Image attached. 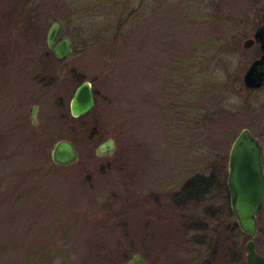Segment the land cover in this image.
<instances>
[{
  "label": "rangeland",
  "instance_id": "obj_1",
  "mask_svg": "<svg viewBox=\"0 0 264 264\" xmlns=\"http://www.w3.org/2000/svg\"><path fill=\"white\" fill-rule=\"evenodd\" d=\"M115 1L124 0H0V264H126L136 253L148 264H233L230 246L247 264L250 236L227 222L202 254L214 233L189 230L180 217L201 207L173 196L216 155L227 181L243 128L259 139L264 164V86L243 84L258 50L241 46L264 0H131L121 30L126 5ZM54 21L72 40L62 62L46 44ZM115 35L116 46L107 43ZM83 81L95 106L76 119L69 103ZM109 138L113 153L98 156ZM60 139L75 144L74 164L52 162ZM253 241L264 255V202Z\"/></svg>",
  "mask_w": 264,
  "mask_h": 264
},
{
  "label": "water",
  "instance_id": "obj_2",
  "mask_svg": "<svg viewBox=\"0 0 264 264\" xmlns=\"http://www.w3.org/2000/svg\"><path fill=\"white\" fill-rule=\"evenodd\" d=\"M60 24L54 21L48 29L46 44L48 49L58 59L68 57L73 49L70 38L59 36ZM262 35L258 33L255 38ZM252 43L244 41V47ZM264 47V43H263ZM244 85L257 89L264 84V55L255 60L247 68L243 76ZM95 106V97L90 81H83L75 90L70 103V113L73 117L88 114ZM38 105H33L31 112L32 124L37 123ZM115 148L114 140L109 138L96 148L98 156L112 154ZM262 145L259 139L248 128H243L233 140L227 164V187L230 196V206L236 218L239 229L250 236L245 243V259L247 264H264V256L256 252L253 241L257 233V215L264 202V164L262 160ZM79 158L75 144L68 139H60L51 148V159L56 165L74 164ZM127 264H148L146 259L136 253Z\"/></svg>",
  "mask_w": 264,
  "mask_h": 264
},
{
  "label": "trees",
  "instance_id": "obj_3",
  "mask_svg": "<svg viewBox=\"0 0 264 264\" xmlns=\"http://www.w3.org/2000/svg\"><path fill=\"white\" fill-rule=\"evenodd\" d=\"M77 1L83 2L84 0H77ZM115 2L117 4H121V7H123L122 5H126L125 7L126 16H124L123 13L121 12L116 18V23L120 26L119 29L121 30V28L127 25L128 21L132 17L133 14L132 12L134 11L133 10L134 8L131 11H129L127 7L130 4L131 0H124L123 2L121 1H115ZM77 9L78 10L76 11V13L80 15L82 13V10H80V8ZM79 34L80 32L77 34V38L79 37ZM119 34L120 31L118 30L116 35ZM116 35L113 36L114 40L113 39L111 41H108V39L105 40L107 41V43L111 42L110 44L116 46L118 41H120L119 40L120 37H116ZM216 156L210 158L206 165L200 167L198 170L196 169L191 175L186 177L178 192H176L173 196V202L176 206L183 208L190 207L194 209L195 208L199 209L201 207L202 212H200V214L192 213L190 216L183 215L180 217V219L182 223H184L185 219L187 220V224H189L188 226L189 230L213 231L214 238L213 239L211 238L209 242H206L205 244L206 250H204L205 252L202 251V254L209 253V247L215 242V238H216L215 236L217 234V230H221L220 228H222L226 222L230 225V228H232V230H237L239 235H243L244 237L248 236L239 229L237 222L235 220L231 221V219L234 218L235 216L230 206V196L227 187V181L225 178H222L220 174H217V171L215 170L216 164H218V162L220 161V160L218 161V158H216ZM222 160L223 162H225L226 156L225 157L223 156ZM222 193H224L225 195L224 207L225 206L226 207L223 209L220 208V210H216L214 208V205L217 202L216 197L218 194H222ZM200 245L203 244H201L200 242ZM133 251L134 250H129L128 253H132ZM226 253L230 259V262H232L233 264L240 263V259L237 261L235 260V254L241 253V249L239 247L234 248L233 246H230L227 248Z\"/></svg>",
  "mask_w": 264,
  "mask_h": 264
},
{
  "label": "flooded vegetation",
  "instance_id": "obj_4",
  "mask_svg": "<svg viewBox=\"0 0 264 264\" xmlns=\"http://www.w3.org/2000/svg\"><path fill=\"white\" fill-rule=\"evenodd\" d=\"M258 33H261L262 35L258 38V39H256L255 38V35L256 34H258ZM69 38V37H68ZM248 39H250V40H252V43H250V44H248V46L247 47H244V41L245 40H248ZM71 40V39H70ZM263 43H264V18H263V20L259 23V25L254 29V31H253V33H252V36H250V37H248V38H245L244 40H243V42H242V44H241V46H242V48L243 49H251V48H253V47H256V49L258 50V55H257V57L252 61V62H254L255 60H257V59H260L261 58V56L262 55H264V47H263ZM71 45H72V40H71ZM72 49H73V47H72ZM51 52V51H50ZM73 52V51H72ZM52 53V52H51ZM53 54V53H52ZM54 55V54H53ZM71 55V54H70ZM69 55V56H70ZM55 56V55H54ZM68 56V57H69ZM68 57H66V58H68ZM58 61H60V62H62V61H64L66 58H64V59H58L57 57H55ZM252 62L249 64V66L252 64ZM248 66V67H249ZM247 67V68H248ZM247 68H246V70H247ZM31 70H34V68L33 67H31ZM246 70H245V72H246ZM245 72H244V74H245ZM244 76V75H243ZM92 84V83H91ZM243 84H244V82H243ZM245 86V85H244ZM264 86V84L261 86V87H263ZM246 87V86H245ZM261 87H259V88H261ZM247 89H251V88H248V87H246ZM259 88H257V89H259ZM251 90H255V89H251ZM92 91H93V88H92ZM93 93H94V91H93ZM94 97H95V94H94ZM36 105V104H35ZM70 109V108H69ZM71 114V113H70ZM72 116V115H71ZM73 117V116H72ZM82 117V116H81ZM73 118H75V117H73ZM77 118H80V117H77ZM31 123H32V119H31ZM254 135V134H253ZM255 136V135H254ZM257 252V251H256ZM258 253V252H257ZM260 254V253H259ZM262 255V254H261ZM262 256H264V255H262ZM132 260V259H131ZM131 260L129 261V262H127V263H131ZM126 263V264H127Z\"/></svg>",
  "mask_w": 264,
  "mask_h": 264
}]
</instances>
